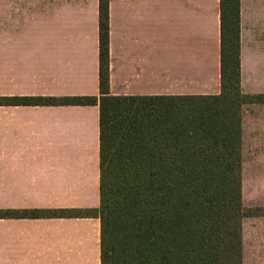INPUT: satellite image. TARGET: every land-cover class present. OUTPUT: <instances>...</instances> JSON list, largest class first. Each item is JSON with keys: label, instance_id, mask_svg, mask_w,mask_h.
I'll use <instances>...</instances> for the list:
<instances>
[{"label": "crops", "instance_id": "0c3cea01", "mask_svg": "<svg viewBox=\"0 0 264 264\" xmlns=\"http://www.w3.org/2000/svg\"><path fill=\"white\" fill-rule=\"evenodd\" d=\"M221 51V0H109L112 97L220 96ZM240 60L264 95V0H240ZM100 73V0H0V264H102L99 215L72 214L101 206ZM242 120V264H264V103Z\"/></svg>", "mask_w": 264, "mask_h": 264}, {"label": "trees", "instance_id": "16d2710c", "mask_svg": "<svg viewBox=\"0 0 264 264\" xmlns=\"http://www.w3.org/2000/svg\"><path fill=\"white\" fill-rule=\"evenodd\" d=\"M221 39L220 96L112 97L109 0H100L99 102L23 100L98 102L101 206L72 214L99 215L102 264H242L243 108L264 103V95L241 89L240 0H221Z\"/></svg>", "mask_w": 264, "mask_h": 264}, {"label": "rangeland", "instance_id": "374dc122", "mask_svg": "<svg viewBox=\"0 0 264 264\" xmlns=\"http://www.w3.org/2000/svg\"><path fill=\"white\" fill-rule=\"evenodd\" d=\"M243 159H245V158H243ZM245 208V207H244ZM246 209V208H245ZM247 211V210H246Z\"/></svg>", "mask_w": 264, "mask_h": 264}]
</instances>
